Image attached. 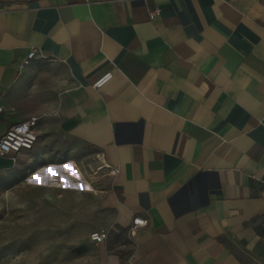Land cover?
Here are the masks:
<instances>
[{"label": "crops", "instance_id": "1", "mask_svg": "<svg viewBox=\"0 0 264 264\" xmlns=\"http://www.w3.org/2000/svg\"><path fill=\"white\" fill-rule=\"evenodd\" d=\"M0 105L117 168L104 264H264V0H0Z\"/></svg>", "mask_w": 264, "mask_h": 264}, {"label": "rangeland", "instance_id": "2", "mask_svg": "<svg viewBox=\"0 0 264 264\" xmlns=\"http://www.w3.org/2000/svg\"><path fill=\"white\" fill-rule=\"evenodd\" d=\"M48 134L52 144L29 151L15 169L0 174V264H104L89 237L100 216L104 172L90 148L54 125ZM50 168L62 170V186L48 175L34 179Z\"/></svg>", "mask_w": 264, "mask_h": 264}, {"label": "built area", "instance_id": "3", "mask_svg": "<svg viewBox=\"0 0 264 264\" xmlns=\"http://www.w3.org/2000/svg\"><path fill=\"white\" fill-rule=\"evenodd\" d=\"M156 15V11L150 12V17L153 18ZM36 51L31 50L20 63V68L23 69L29 66L34 59ZM113 74L111 71L104 73L94 82V87L100 88L107 83ZM4 111V107L0 105V114ZM38 117H30L25 120L19 121L12 124L0 137V155L15 157L24 151H29L34 148L38 139ZM109 169L110 173L115 174L118 170L110 165H102L98 168L99 171ZM138 221H140L138 223ZM148 225V219L144 216L136 215L133 217L132 227L130 232L133 230ZM90 240L94 243H101L108 237V232L104 229L94 230L90 233Z\"/></svg>", "mask_w": 264, "mask_h": 264}, {"label": "bare ground", "instance_id": "4", "mask_svg": "<svg viewBox=\"0 0 264 264\" xmlns=\"http://www.w3.org/2000/svg\"><path fill=\"white\" fill-rule=\"evenodd\" d=\"M62 165H66V163L65 164H62ZM53 166H57V165H50L49 167H53ZM59 167L61 166V165H58ZM50 168V169H51ZM55 170L56 169H54L53 171L55 172ZM42 175H39V177H40V179H41V176H44V175H48L50 178H53V179H55V181H53V182H58L59 183V185H57V187L58 186H62L63 185V183H62V181H63V176H64V174H63V172H62V170L59 168L56 172H55V175H50L49 174V172L48 173H45V172H43V173H41ZM60 176V178H59V181H57L56 180V176ZM67 176H70V178H73L72 180L74 181V182H78V179L76 178V176L73 174L72 175V173H69V175L68 174H66ZM71 175H72V177H71ZM51 186V185H50ZM84 188H86V186H84Z\"/></svg>", "mask_w": 264, "mask_h": 264}, {"label": "snow or ice", "instance_id": "5", "mask_svg": "<svg viewBox=\"0 0 264 264\" xmlns=\"http://www.w3.org/2000/svg\"><path fill=\"white\" fill-rule=\"evenodd\" d=\"M65 168H66V170L71 171L70 166L65 165ZM48 172H49L50 175H55V172H54L52 169H49ZM73 174H76V173H73ZM34 179H36L38 182H40V177L37 176V177H34ZM81 187H82V186H81ZM139 222H140V221H138V223H139Z\"/></svg>", "mask_w": 264, "mask_h": 264}]
</instances>
